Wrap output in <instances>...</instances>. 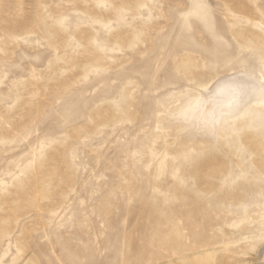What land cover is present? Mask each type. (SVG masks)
I'll list each match as a JSON object with an SVG mask.
<instances>
[{
    "label": "rangeland",
    "instance_id": "1",
    "mask_svg": "<svg viewBox=\"0 0 264 264\" xmlns=\"http://www.w3.org/2000/svg\"><path fill=\"white\" fill-rule=\"evenodd\" d=\"M263 247L264 0H0V264Z\"/></svg>",
    "mask_w": 264,
    "mask_h": 264
},
{
    "label": "bare ground",
    "instance_id": "2",
    "mask_svg": "<svg viewBox=\"0 0 264 264\" xmlns=\"http://www.w3.org/2000/svg\"><path fill=\"white\" fill-rule=\"evenodd\" d=\"M230 101H231V99L227 98V102H230ZM209 110H210V107H209V106L204 107V108L201 110V113H200V115H199L198 118H197V122H198L199 126H204V125L206 124V121H207V119L209 118ZM186 114H187L189 117H192V116L195 115L193 109H190L189 111H187ZM263 250H264V247H263ZM209 256H211V255H209ZM204 257H205V256H204ZM209 258H210V257H209ZM209 258H208V259H209ZM205 259H207V258H205Z\"/></svg>",
    "mask_w": 264,
    "mask_h": 264
}]
</instances>
